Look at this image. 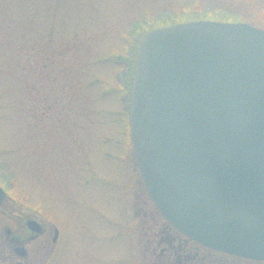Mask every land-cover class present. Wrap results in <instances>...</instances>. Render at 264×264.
I'll return each mask as SVG.
<instances>
[{"label":"rangeland","instance_id":"obj_1","mask_svg":"<svg viewBox=\"0 0 264 264\" xmlns=\"http://www.w3.org/2000/svg\"><path fill=\"white\" fill-rule=\"evenodd\" d=\"M201 19L264 28V0H0V238L29 214L61 232L48 264H264L179 235L137 169L141 38Z\"/></svg>","mask_w":264,"mask_h":264},{"label":"water","instance_id":"obj_2","mask_svg":"<svg viewBox=\"0 0 264 264\" xmlns=\"http://www.w3.org/2000/svg\"><path fill=\"white\" fill-rule=\"evenodd\" d=\"M129 128L166 220L209 248L264 261V28L201 19L145 33ZM5 197L0 185V205Z\"/></svg>","mask_w":264,"mask_h":264},{"label":"flooded vegetation","instance_id":"obj_3","mask_svg":"<svg viewBox=\"0 0 264 264\" xmlns=\"http://www.w3.org/2000/svg\"><path fill=\"white\" fill-rule=\"evenodd\" d=\"M133 46L130 45L129 47L132 48ZM29 220H35L37 222L36 226L39 227L40 230L37 231L31 228L28 225ZM18 222L20 225L18 230L7 227L5 233L3 232V237L0 238V255L7 254V259L10 264H48L49 259L54 255V250L60 242V230L55 224L46 223L34 215L29 214L23 219L18 220ZM47 224L50 225L48 226ZM177 231L179 235H185L178 229ZM41 238H44L43 242L34 247H29L32 242H36ZM31 248H33V250ZM42 251V256L45 255L46 257L44 256L38 260L37 257Z\"/></svg>","mask_w":264,"mask_h":264}]
</instances>
